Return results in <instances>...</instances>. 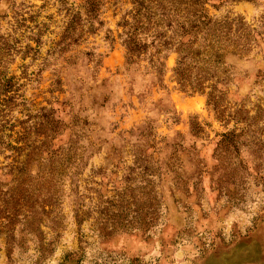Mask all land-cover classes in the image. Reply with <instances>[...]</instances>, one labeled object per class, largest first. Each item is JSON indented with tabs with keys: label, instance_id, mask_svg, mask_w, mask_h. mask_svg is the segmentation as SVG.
<instances>
[{
	"label": "rangeland",
	"instance_id": "rangeland-1",
	"mask_svg": "<svg viewBox=\"0 0 264 264\" xmlns=\"http://www.w3.org/2000/svg\"><path fill=\"white\" fill-rule=\"evenodd\" d=\"M85 1L68 0L83 18ZM100 2L98 19L66 32L60 0H0L15 132L33 142L53 120L62 128L57 157L37 152L31 166L50 205L0 207V264H264V0L206 5L213 19L243 18L252 47L213 67L204 91L180 85L167 39L141 34L148 48L128 60L131 4ZM10 154L0 204L12 201Z\"/></svg>",
	"mask_w": 264,
	"mask_h": 264
},
{
	"label": "trees",
	"instance_id": "trees-1",
	"mask_svg": "<svg viewBox=\"0 0 264 264\" xmlns=\"http://www.w3.org/2000/svg\"><path fill=\"white\" fill-rule=\"evenodd\" d=\"M60 1L69 18L66 32L76 30L87 18L98 19L101 0L85 1L84 13L88 16L86 18H83L73 6H69L68 0ZM213 1L215 0H129L131 8L124 15L121 23L124 28L123 37L128 60L148 48L147 42L139 38L141 34L151 33L154 39H167L169 41L167 44L175 48L179 56L175 73L180 85L184 88L190 85L192 91H204V83L210 81V71L213 67L221 66L226 69L229 55L247 54L252 47L251 29L243 18L217 20L209 16L206 5ZM218 1L223 2V0ZM7 44V39L0 35V154L7 150L11 151V154L5 155V158L13 157L14 164L8 166V174L15 183L12 188H8L7 193H4L9 194L12 201L3 200L0 207L10 211L13 209L16 215H20L24 211H36L38 207L45 211L44 205L51 203L47 194H53V188L46 186L47 178L40 174V166L37 171L31 166L36 161L37 152L42 155H44L42 152H47L46 155L50 160L57 157L59 147L50 150V146L53 145L54 138L62 128L55 120H53L55 127L49 132L38 131L35 126V131L37 130L38 135L43 139L33 142H29L30 133L26 128L24 131L15 132L16 124L9 115L15 97L16 77L8 76L3 71ZM192 72L194 78L191 82L189 75ZM220 84L226 86L228 80L217 79L211 84L210 88L213 91L208 93L211 99L212 96L218 97L216 90L223 92L219 87ZM214 103L218 106L217 98ZM45 118L48 123L51 122L48 115ZM13 131L17 134L16 137ZM12 137L14 140H11ZM26 181L29 182L25 184ZM37 182L38 187L33 186Z\"/></svg>",
	"mask_w": 264,
	"mask_h": 264
}]
</instances>
